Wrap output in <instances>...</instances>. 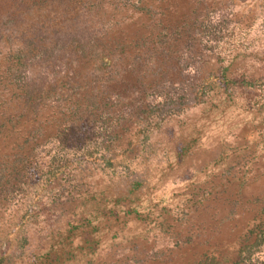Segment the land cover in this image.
Returning a JSON list of instances; mask_svg holds the SVG:
<instances>
[{
  "label": "rangeland",
  "instance_id": "1",
  "mask_svg": "<svg viewBox=\"0 0 264 264\" xmlns=\"http://www.w3.org/2000/svg\"><path fill=\"white\" fill-rule=\"evenodd\" d=\"M263 209L264 0H0V264H236Z\"/></svg>",
  "mask_w": 264,
  "mask_h": 264
},
{
  "label": "trees",
  "instance_id": "2",
  "mask_svg": "<svg viewBox=\"0 0 264 264\" xmlns=\"http://www.w3.org/2000/svg\"><path fill=\"white\" fill-rule=\"evenodd\" d=\"M131 0H128L130 2ZM121 4H127V2H122ZM134 9L139 10L143 13H151L152 9L151 7H148L146 5H136L135 3L132 4ZM19 27L13 26L10 28H5L3 33H1L2 36H5L8 34L10 35H16ZM23 30V29H22ZM24 33V32H23ZM22 33V34H23ZM71 36V37H70ZM68 38H70V45L73 46L75 51L78 54H81L83 57L86 56H92L94 59L102 60L104 64L108 62L109 60V52L105 51L104 49H99L97 45H92V42H95L93 38L98 37L97 34H91L90 40H88L86 37H83L78 34L70 35ZM98 43V42H95ZM50 51H54V48L50 49ZM22 52V51H20ZM23 53L19 56L21 58ZM25 56V53L23 54ZM17 63V62H16ZM15 64V61L13 62ZM103 64V65H104ZM16 67V66H14ZM101 71L102 68L97 65L95 67V71ZM21 93L22 98H24V101L27 105H31L37 110L38 104L44 100L47 95L49 94L47 91H43L40 88H32L28 83H25L21 87ZM108 91H104L100 87L93 88L92 91H87L83 94H79L78 99L76 100V110L74 115H78V119L82 118H89V114L91 113V116H93L96 120H101L103 118H106L107 116H113L114 113H111L110 108L108 109L109 102L111 99V96L108 95ZM172 102L169 100H165L164 102H159L157 105L152 106L151 104H148L147 108H144L140 114L141 119H144V122H146L147 125H151L153 121H151L150 116L157 112L160 119L164 118L165 114L173 110V107H171ZM176 108V107H175ZM95 111V112H92ZM123 112V111H120ZM119 113V112H118ZM113 126H110L109 128H102L103 134H107L108 137H112V134H114L116 129L112 128ZM150 134H147L145 136L146 139L149 138ZM88 153H92L87 150ZM264 214V209L262 210ZM263 226V223H262ZM261 226L256 225L250 232L253 234L255 233V240L252 243H247L242 245V247L239 250V259L237 260L236 264H264V258L260 259L259 257L255 258L253 255L256 251V247L263 245L264 243V229H260ZM209 259H201L197 264H216L213 259L209 262Z\"/></svg>",
  "mask_w": 264,
  "mask_h": 264
}]
</instances>
